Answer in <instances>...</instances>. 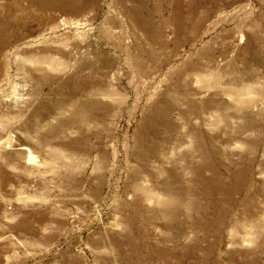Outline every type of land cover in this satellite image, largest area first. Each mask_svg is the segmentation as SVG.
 Returning <instances> with one entry per match:
<instances>
[{
    "label": "rangeland",
    "instance_id": "1",
    "mask_svg": "<svg viewBox=\"0 0 264 264\" xmlns=\"http://www.w3.org/2000/svg\"><path fill=\"white\" fill-rule=\"evenodd\" d=\"M0 264H264V0H0Z\"/></svg>",
    "mask_w": 264,
    "mask_h": 264
},
{
    "label": "bare ground",
    "instance_id": "2",
    "mask_svg": "<svg viewBox=\"0 0 264 264\" xmlns=\"http://www.w3.org/2000/svg\"><path fill=\"white\" fill-rule=\"evenodd\" d=\"M248 22H249V20H248ZM253 23V22H252ZM244 38V37H243ZM251 41H253V39L251 40ZM25 94V93H24ZM25 103V102H24ZM20 107V106H19ZM30 162H35L36 161V157L35 156H33V155H30Z\"/></svg>",
    "mask_w": 264,
    "mask_h": 264
}]
</instances>
